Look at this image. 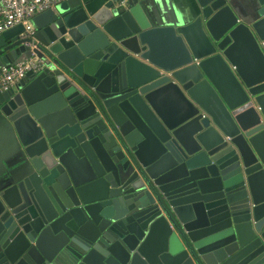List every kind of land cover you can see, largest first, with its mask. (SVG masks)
Returning a JSON list of instances; mask_svg holds the SVG:
<instances>
[{
	"label": "water",
	"instance_id": "water-1",
	"mask_svg": "<svg viewBox=\"0 0 264 264\" xmlns=\"http://www.w3.org/2000/svg\"><path fill=\"white\" fill-rule=\"evenodd\" d=\"M124 1L36 15L34 49L0 35V73L51 59L0 92V264H264V0L178 26Z\"/></svg>",
	"mask_w": 264,
	"mask_h": 264
},
{
	"label": "built area",
	"instance_id": "built-area-1",
	"mask_svg": "<svg viewBox=\"0 0 264 264\" xmlns=\"http://www.w3.org/2000/svg\"><path fill=\"white\" fill-rule=\"evenodd\" d=\"M66 0H0V35L5 31L23 25L20 37L34 49L39 43L36 37L34 17L47 10H55L56 6ZM126 5V1H124ZM49 57L43 59L36 53L31 57L23 56L16 63L3 67L0 73V92L14 89L25 75L33 71L40 73L48 67Z\"/></svg>",
	"mask_w": 264,
	"mask_h": 264
},
{
	"label": "crops",
	"instance_id": "crops-1",
	"mask_svg": "<svg viewBox=\"0 0 264 264\" xmlns=\"http://www.w3.org/2000/svg\"><path fill=\"white\" fill-rule=\"evenodd\" d=\"M102 0H98V2ZM141 3L154 25H183L190 22L196 13L194 0H125ZM103 0L100 4H103ZM245 4L240 3V8ZM16 135L0 118V186L8 182L17 172L21 153Z\"/></svg>",
	"mask_w": 264,
	"mask_h": 264
},
{
	"label": "flooded vegetation",
	"instance_id": "flooded-vegetation-1",
	"mask_svg": "<svg viewBox=\"0 0 264 264\" xmlns=\"http://www.w3.org/2000/svg\"><path fill=\"white\" fill-rule=\"evenodd\" d=\"M245 1V3H247V6H248V0H244ZM245 6H246V4H245Z\"/></svg>",
	"mask_w": 264,
	"mask_h": 264
}]
</instances>
